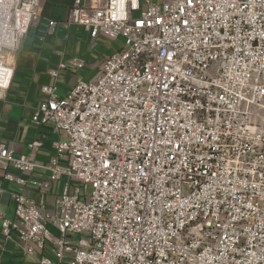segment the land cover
<instances>
[{
  "label": "built area",
  "instance_id": "2783aa9c",
  "mask_svg": "<svg viewBox=\"0 0 264 264\" xmlns=\"http://www.w3.org/2000/svg\"><path fill=\"white\" fill-rule=\"evenodd\" d=\"M39 1L0 0V99ZM67 24L122 46L66 97L42 87L32 122L67 139L48 163L0 142V182L65 180L50 209L12 194L0 264L8 243L37 264H264V0H73Z\"/></svg>",
  "mask_w": 264,
  "mask_h": 264
},
{
  "label": "crops",
  "instance_id": "0c3cea01",
  "mask_svg": "<svg viewBox=\"0 0 264 264\" xmlns=\"http://www.w3.org/2000/svg\"><path fill=\"white\" fill-rule=\"evenodd\" d=\"M72 6L73 0H40L37 16L33 19L27 35L19 50L10 57L14 73L4 98L0 99V142L12 151L15 158L27 157L46 164L55 156L54 146L60 136L50 125L38 126L32 122L35 110L44 98L41 89L43 86L52 85L56 94L57 82L64 73L71 74L85 69L91 71L97 67L96 63H87L83 58L87 53L80 46L75 49V45H80L82 40L90 42L92 46L88 54H91V50L94 51L97 46L96 42L104 37L99 35L92 39L83 27L68 25ZM62 64L66 66L65 69L59 68ZM54 71L57 76L52 78L50 73ZM96 75L97 73L93 76L88 74L84 79H75L64 91V95L69 93L77 81H88ZM33 142H39L41 146L30 150L28 146ZM60 162H64L63 159ZM34 175L39 177L42 173L36 171ZM64 181L62 179L54 183L51 190L45 193L23 190L13 184L0 182V212L7 219L13 218L15 203L12 194L18 192L24 193L35 202L43 197L46 207L50 209L60 194ZM51 231L55 234L53 229ZM2 248L0 235V253ZM37 258L38 256H20L14 251L12 244L8 243L2 252L1 264H37Z\"/></svg>",
  "mask_w": 264,
  "mask_h": 264
},
{
  "label": "rangeland",
  "instance_id": "374dc122",
  "mask_svg": "<svg viewBox=\"0 0 264 264\" xmlns=\"http://www.w3.org/2000/svg\"><path fill=\"white\" fill-rule=\"evenodd\" d=\"M155 3H161V0H154ZM137 17V15H136ZM97 46L94 51L91 50V54H88V51H90V48L92 44L86 40H82L80 45H75V49H77V46H80V49L87 53V56H84L83 58L86 60L87 63H96L97 67L96 69H93L91 71H88L87 69L74 72L71 74L64 73L63 77L60 76L57 85H56V95L59 97L64 98L66 94L64 95V91L68 89L70 86V83H72L77 78L84 79L89 74L90 76H93L94 74H98L100 68L103 65L104 58L107 56H110V54L116 52L119 50L122 46V42L120 40H110V39H103L98 40L96 42ZM103 57V60H102ZM60 139L59 141L65 142L67 139L64 135H59ZM90 194V188L87 189L86 195Z\"/></svg>",
  "mask_w": 264,
  "mask_h": 264
}]
</instances>
